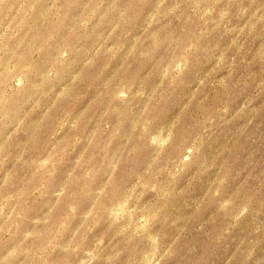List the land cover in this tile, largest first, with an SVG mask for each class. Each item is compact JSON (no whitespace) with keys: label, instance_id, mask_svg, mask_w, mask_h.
I'll use <instances>...</instances> for the list:
<instances>
[{"label":"rangeland","instance_id":"374dc122","mask_svg":"<svg viewBox=\"0 0 264 264\" xmlns=\"http://www.w3.org/2000/svg\"><path fill=\"white\" fill-rule=\"evenodd\" d=\"M0 264H264V0H0Z\"/></svg>","mask_w":264,"mask_h":264}]
</instances>
